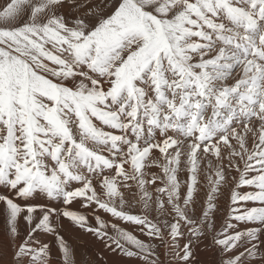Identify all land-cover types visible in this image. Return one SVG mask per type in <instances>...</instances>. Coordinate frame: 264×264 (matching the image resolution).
Masks as SVG:
<instances>
[{
    "label": "snow or ice",
    "instance_id": "1",
    "mask_svg": "<svg viewBox=\"0 0 264 264\" xmlns=\"http://www.w3.org/2000/svg\"><path fill=\"white\" fill-rule=\"evenodd\" d=\"M109 253L264 264V0L0 6V264Z\"/></svg>",
    "mask_w": 264,
    "mask_h": 264
},
{
    "label": "bare ground",
    "instance_id": "2",
    "mask_svg": "<svg viewBox=\"0 0 264 264\" xmlns=\"http://www.w3.org/2000/svg\"><path fill=\"white\" fill-rule=\"evenodd\" d=\"M153 171H156L153 169ZM247 189H241L240 191H245ZM220 204L222 207H225L227 204V193L225 194V198L220 201ZM218 215V220L217 223L222 224L223 223V217H224V212H220L217 214ZM125 227H128L129 230H132L131 226L125 225ZM67 236L70 238L71 242L76 246L77 252L79 253V256L77 257L78 259L83 257L85 259H91L92 254L95 253L96 251L99 250V246L95 243L92 242V240L87 237L86 235H81L80 233L77 232H71L68 231ZM141 239H146L143 236H140ZM93 248L96 250H93ZM199 258L202 261H210L215 258L214 254L210 249L205 248L203 245L201 246L200 252L198 253ZM105 259L107 260L108 264H113V258L111 253H109Z\"/></svg>",
    "mask_w": 264,
    "mask_h": 264
},
{
    "label": "rangeland",
    "instance_id": "3",
    "mask_svg": "<svg viewBox=\"0 0 264 264\" xmlns=\"http://www.w3.org/2000/svg\"><path fill=\"white\" fill-rule=\"evenodd\" d=\"M5 4V0H0V6H3ZM156 170V169H155ZM132 230H133V228H132ZM137 235H139V233H136ZM93 250H95L94 248H93ZM96 251V250H95ZM96 252H98V251H96ZM200 259V258H199Z\"/></svg>",
    "mask_w": 264,
    "mask_h": 264
}]
</instances>
